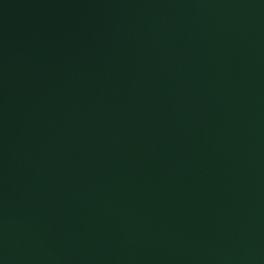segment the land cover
I'll return each mask as SVG.
<instances>
[{"label":"water","instance_id":"obj_1","mask_svg":"<svg viewBox=\"0 0 264 264\" xmlns=\"http://www.w3.org/2000/svg\"><path fill=\"white\" fill-rule=\"evenodd\" d=\"M0 264H264V0H0Z\"/></svg>","mask_w":264,"mask_h":264}]
</instances>
